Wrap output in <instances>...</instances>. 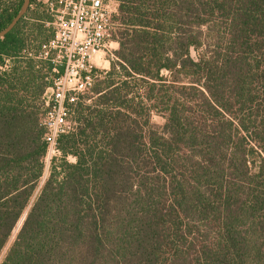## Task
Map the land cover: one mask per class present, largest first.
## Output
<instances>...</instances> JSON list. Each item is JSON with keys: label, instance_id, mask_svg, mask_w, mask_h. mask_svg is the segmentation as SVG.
I'll list each match as a JSON object with an SVG mask.
<instances>
[{"label": "trees", "instance_id": "trees-1", "mask_svg": "<svg viewBox=\"0 0 264 264\" xmlns=\"http://www.w3.org/2000/svg\"><path fill=\"white\" fill-rule=\"evenodd\" d=\"M117 1L118 59L37 195L52 17L31 0L0 37V264H264V0Z\"/></svg>", "mask_w": 264, "mask_h": 264}, {"label": "built area", "instance_id": "built-area-1", "mask_svg": "<svg viewBox=\"0 0 264 264\" xmlns=\"http://www.w3.org/2000/svg\"><path fill=\"white\" fill-rule=\"evenodd\" d=\"M52 17L46 25L53 36L43 42L37 59L48 60L56 73L48 89V111L42 119L48 151L45 159L61 155L58 137L74 131L73 113L82 98L91 92L95 81L109 70L101 66L117 60L114 16L117 0H40ZM104 53L101 56V53ZM98 60H100L98 62ZM49 169V166H48Z\"/></svg>", "mask_w": 264, "mask_h": 264}, {"label": "rangeland", "instance_id": "rangeland-1", "mask_svg": "<svg viewBox=\"0 0 264 264\" xmlns=\"http://www.w3.org/2000/svg\"><path fill=\"white\" fill-rule=\"evenodd\" d=\"M114 22H115V21H114ZM46 28H47V33H48V35L51 34V33H52V29H50V28H48V27H46ZM114 28H115V31L118 29V24H117L116 22H115V24H114ZM111 47H117V49L119 48V46H118L116 43H112V44H111ZM194 54H196V52H194ZM103 55H104V53L102 52V53H101V56H103ZM99 61H100V60H98V62H99ZM111 62H112V60H110V64H108L107 62H102L101 66H109V69H110V67H111ZM99 63H100V62H99ZM47 93H48V92H47ZM49 93H50V92H49ZM49 93H48V94H49ZM48 94H46L45 97H47ZM93 101H94V99L91 98L90 95L85 96L84 99H83V103H84V104H87V105H88V104H92ZM152 121H153L155 124H157V125H163L164 122H165V118H164V116H162V115L154 114V115H153V118H152ZM48 160H49V159H45V162H46L45 173H44L43 177L41 178V180H40V182H39V184H38V187H37V190H36V192H35V195H37V194L39 193L43 181L47 178V176H48V174H49L48 166L50 167V165H48V163H49ZM69 160H70V161H73L74 158H73V157H70ZM35 195H34V196H35ZM21 222H22V221L19 222V225L17 226V228H16V230H15V232H14V236H13L12 239H14L16 233L18 232V229H19V227H20V225H21ZM3 255H4V254H2V255L0 256V259L3 257Z\"/></svg>", "mask_w": 264, "mask_h": 264}, {"label": "water", "instance_id": "water-1", "mask_svg": "<svg viewBox=\"0 0 264 264\" xmlns=\"http://www.w3.org/2000/svg\"><path fill=\"white\" fill-rule=\"evenodd\" d=\"M31 0H23V4L21 6L20 11L17 13V15L13 18L11 23L4 28L3 30L0 31V37L5 36L8 34L15 26L16 24L20 21V19L26 14V12L29 9Z\"/></svg>", "mask_w": 264, "mask_h": 264}, {"label": "crops", "instance_id": "crops-1", "mask_svg": "<svg viewBox=\"0 0 264 264\" xmlns=\"http://www.w3.org/2000/svg\"><path fill=\"white\" fill-rule=\"evenodd\" d=\"M118 6V5H117ZM117 45L119 46V43H117ZM117 48V47H116Z\"/></svg>", "mask_w": 264, "mask_h": 264}]
</instances>
